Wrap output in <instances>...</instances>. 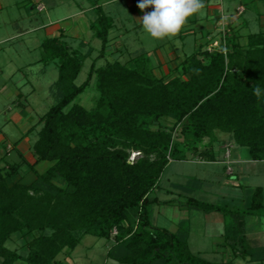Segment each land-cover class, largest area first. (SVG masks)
<instances>
[{"label":"trees","instance_id":"1","mask_svg":"<svg viewBox=\"0 0 264 264\" xmlns=\"http://www.w3.org/2000/svg\"><path fill=\"white\" fill-rule=\"evenodd\" d=\"M90 1L97 12L92 28L102 47L87 79L76 82L91 51L74 49L60 36L47 38L42 60L58 67L51 87L57 102L37 122L41 127L31 148L36 161L19 153L20 159L0 166V264H64L60 254L73 251L87 234L113 239L107 256L120 264H216L191 250L184 223L177 232L153 223V206L173 200L161 201L151 193L171 161L188 160L189 152L214 160L200 145L206 138L214 141L217 131L230 134L251 159L264 160V33L242 43L238 31L228 27L225 52L222 44L210 51L208 43L183 62L184 76L165 80L153 72L145 54L97 67L114 20L100 0ZM93 79L98 96L87 108L75 100ZM169 119L174 120L171 128L160 124ZM135 152L140 157L131 161ZM42 161L50 166L39 173L35 164ZM26 169L36 174L34 182H11ZM262 191L254 190L242 213L264 208ZM180 203L182 209L224 216L239 211L195 196ZM234 228L226 237L231 243L234 233L240 237L234 256L264 264V247H251L245 232L237 224ZM15 235L24 241L20 250L7 246Z\"/></svg>","mask_w":264,"mask_h":264},{"label":"rangeland","instance_id":"2","mask_svg":"<svg viewBox=\"0 0 264 264\" xmlns=\"http://www.w3.org/2000/svg\"><path fill=\"white\" fill-rule=\"evenodd\" d=\"M7 1L10 0H5V2ZM238 1L239 0H232L231 3L239 4ZM47 4L48 8L46 11L43 13H36L34 16L38 18L45 17L46 22L60 19L61 24L65 25V27L70 24V20L64 21V19H66L72 11H77L79 9L74 3H71V5H53L54 7L52 4H49V2H47ZM228 5L231 6L229 0L226 1V7H228ZM259 5L261 6L260 10L263 11L262 2L259 3ZM105 10L115 16L116 25L119 27L116 28L113 34L117 35L120 33V37L114 39L113 42L115 43L110 45L105 56L97 61L98 66H103L107 64L108 61H114L116 59H119L124 63L135 57L137 54L147 51V53H145L147 63H150L149 65L153 68V72L159 78L163 77L165 80H169L175 76H184L182 73L184 66L183 62L179 63V65L174 63L173 66L176 65L177 68L172 70L175 66H171L169 72L166 70V73L163 70L161 73V65H158L159 63L164 62L165 58L167 59V62L169 61L166 52H170L175 48L178 50L177 44L180 41V39L178 40V35L182 30L171 37L154 39L143 29L139 30L138 28H135V26H132V22L127 20V18L132 17V15L128 10L126 0H115L107 5ZM226 12L229 13L228 8H226ZM34 16L32 15L30 19L26 17L25 9L23 10L22 8H17L12 5L6 7L0 12V41L8 38L11 33L16 34L18 32L17 28L14 29L11 20L18 19V24H24L26 26L23 28L31 29V26H34V22L32 21V17ZM254 17L255 15L251 16L252 19H254ZM242 21L243 20L241 19L240 23H242ZM124 25L128 31L123 29ZM255 25L257 26V22L253 21V26ZM253 30L257 29L253 27ZM44 33L45 32L42 30H31L29 33H25L11 41L0 42V128H5L4 130L9 134L11 142L20 138L22 132L26 133L28 129L38 122L40 116L46 113L48 109L57 102V98L51 90V87L56 82L59 75L57 65L54 62L44 64L35 62L43 56V51L39 46L45 38ZM88 33V29H84L80 33V38L88 41V45L85 46L83 52L85 53L91 49L93 54L87 58L85 65L76 80L77 84H81L87 79L90 66L93 60L100 54L101 50V40L95 38L92 40V43L89 44L91 41L87 35ZM191 39H193V36ZM69 42L71 41L69 40ZM195 47L196 46H191L186 49L192 52L195 50ZM202 49L197 50V52L204 51V49ZM205 59L207 60V58ZM130 65L134 66V61H131ZM19 93L24 94L21 103L29 107L26 111L23 110L21 112L24 117L19 122H14L11 116L17 111L16 106L19 104L18 101H20V99H17L21 97V95L18 97ZM97 96L98 91L96 90L95 79H93L91 85L75 100V102L81 103L85 107L90 108L94 105ZM15 100L17 102H15ZM11 109L13 110L11 111ZM38 124L39 123L34 126V128L36 127L34 132H32L31 135H28L33 142L36 139L37 130L41 127V125L37 127ZM160 124L171 128L174 125V120L169 119L168 121H162ZM174 138L176 141L181 140L179 131H174ZM227 148H230L231 151L230 145L227 146ZM237 148V151L242 153V157L244 155L249 156V151L245 148H239L234 145L232 149L236 150ZM136 154L138 153L135 152L131 154V161L140 157L136 156ZM189 154H191L189 160L176 161L164 170L161 177L160 188L153 190L151 197H159L164 201L181 199L178 194L167 192V190H173V183L181 184L197 177L203 180L201 185L204 183L203 185H210L213 187L212 189H209L207 186L205 191L201 188H198L200 190L196 189L197 191L194 194H196L198 198H202V200L205 201H213L221 206H227L229 209H235L236 207L235 210L242 211L246 208L243 201L247 198L245 197L246 193L247 196L250 197L251 192L249 190L251 188L254 189L257 186L264 187V160L258 161L257 163L252 164L254 166L246 168L245 175L243 174L244 176H241L239 181H234L232 176L226 177L224 175V170L221 165L215 167L205 165L203 163L206 160L200 157L198 152H189ZM227 155L228 150L226 151V156ZM14 158L15 157H12L13 160ZM227 158H229V156H227ZM191 159L195 161H191ZM26 171L27 169L24 172L26 173ZM27 172L30 173L31 171L29 170ZM232 172L234 174L236 170H234L232 163H230L226 173L229 174ZM17 179L19 178L15 176L11 182L16 181ZM219 181L222 182L219 183ZM233 181L237 183L241 182L243 185L249 186L246 188V191H243V196H239L240 192L235 191V189L233 190L232 187H227V183H232ZM219 184L224 186V190L219 187ZM177 191L181 192L182 190ZM234 191L237 195L234 194ZM233 197H238L240 199L235 201L237 198L234 200ZM249 202H251V198H249ZM189 211V214L187 213L189 217L186 216L183 223L187 225L189 243L193 252L201 253L204 258L209 259L216 264H246V260L242 258H238L237 260L234 259L229 248H217L215 246V241H222L227 237V234H224L223 232L224 227L230 230V224L231 226H234V224H232L234 219H231L233 217L232 215L224 216L220 212H204L196 209H191ZM152 216L155 225L169 229H172L174 224L177 226L179 220L184 218L183 214H181L173 204L154 205ZM250 223H253L254 228V231H251L249 234L250 241H252L254 246L263 245L264 208L254 214V217L250 219ZM231 230L236 229L231 227ZM221 234L225 235V237H222ZM113 244V239L109 240L107 238L87 234L73 251L65 250L60 254L59 258L63 260L64 264H116L114 260L107 256L108 251ZM21 245H24V241L19 235L14 236V242L9 241L7 243V246L13 247L14 249L18 248L19 250L21 249ZM16 264L25 263L18 262Z\"/></svg>","mask_w":264,"mask_h":264},{"label":"crops","instance_id":"3","mask_svg":"<svg viewBox=\"0 0 264 264\" xmlns=\"http://www.w3.org/2000/svg\"><path fill=\"white\" fill-rule=\"evenodd\" d=\"M114 1L115 0H100V2H99V4L103 8L104 13L111 16L114 20L113 27L110 29V32H109V42H108L107 50H108V48H110L111 44L115 43V42H113L114 39H116L117 37H120V33H118L117 35L113 34L115 32L116 28L119 27V26L117 27V25H116L115 16L110 14L109 12H107L105 10V7ZM226 1L227 0H203V2H204L203 9H201L197 14H195L189 18L188 22L182 28V32L178 35V40L180 39V41L177 44L178 50L175 48L174 50H171L170 52H166V56H167L169 61L167 62V59L165 58L164 62H161L158 64L159 66L161 65L160 66V68H162V69H160L161 73H162V70L165 73H166V70H168V72H169V68L171 66H173L174 63H177L176 65H179V63L184 62L189 56H191L192 54L197 52V50L202 49V48L205 49L206 46L208 45V43H210L212 41V39L217 38L218 35L220 34V28H221V13L224 14V19H225V22L227 23V27H229V28L232 27L235 31H238V33L240 34V37H241L240 40L242 43L247 42L249 35L264 33V12H263L264 10L263 11L260 10L261 6L259 5V3L262 2V6L264 9V0H239L238 1L239 4H236V3L232 4L231 3L232 0H229L231 6L228 5V7H226ZM47 2H49V4H52V6L53 5L54 6L61 5V4L71 5V3H74V4H76V6L79 9L77 11H72L68 15V17L66 19H64V21L70 20L69 21L70 24L65 27V25L61 24L60 19L59 20L58 19L57 20H50V22H46L45 17L38 18V17L34 16L36 13H43L44 11L47 10V8H48ZM126 2H127L128 10L130 11V13L132 15V17L127 18V20L132 22V24H133L132 26H135V28H138L139 30L143 29L141 22H140V18L143 16L144 12L151 11L152 9L148 8V9H145L144 11H141L138 8V3L140 2V0H126ZM10 5L15 6L17 8H22L23 10L25 9L26 17H28L30 19H31V16L33 15L34 17H32V21L34 22V26H31V29L30 28H23L26 26L24 24L23 25L18 24L19 23L18 19L11 20V23L14 26V29L17 28L18 32L16 34L11 33L8 38L0 41L1 43L5 42V41L8 42V41H11L12 39L18 38L21 35H24L25 33H29L31 30H37V31L42 30L45 32L44 33L45 38L40 43L39 47L41 49H42L43 42L47 38L60 36L64 41H66L68 43V45L70 47H72L74 49H79L83 52L85 46L88 45L87 44L88 41L80 38L81 31H83L84 29L89 30V33L87 34L89 36L90 41H91V42H89V44L92 43L93 39H95V38L99 39V38L95 37L94 30L92 28V23L97 18V12H96L94 5H92V2L90 0H10L7 2H5V0H0V12L3 11L6 7H9ZM226 8H228L229 13L226 12ZM240 10H242V14L237 15L238 11H240ZM252 15H255L254 19L251 18ZM47 18H49V17H47ZM241 19L243 20L242 23H240ZM253 21L257 22V26L256 25L253 26ZM35 23H36V25H35ZM7 24H9V23H7ZM253 27H255V29H257V30H253ZM123 29L127 30L125 25H124ZM192 36H193V39H191ZM69 40L71 42H69ZM191 40H193V41H191ZM191 42H192V45H191ZM191 46H196L195 50L192 52H190V50L186 49V48L191 47ZM101 47H102V45H101ZM107 50H106V52H107ZM42 51H43V49H42ZM88 51H91V49ZM88 51H86V52H88ZM116 51H119V50H116ZM106 52H105V54H106ZM145 53H147V51H144L140 54H137L132 59L136 58L139 55L145 54ZM92 54L93 53L90 52V56H92ZM105 54L103 55V57L105 56ZM42 58H43V56H42ZM42 58H39L35 62L36 63H43V64L46 63L42 60ZM98 60L99 59H97V61ZM97 61H96V63H97ZM115 61L122 62L121 60L116 59L114 61H108L107 64L115 62ZM107 64H105V65H107ZM176 65H174L175 67L173 66L174 68L172 70H175L177 68ZM97 67H98V65H97ZM1 72H3V71H1ZM20 95H21V97H20ZM23 96H24L23 93L18 94V97H20V98H18L17 100L20 99V101H18L19 104H17V106H16L17 111L15 113H13V115L11 116V118L14 120V122H19L24 117V115L21 112L23 110L26 111V109L29 107V106L27 107V105H26V108H23L21 106V104H23V103H21V99L24 98ZM15 102H17V101L15 100ZM12 110L13 109H11V111ZM4 129H5L4 127L2 129L0 128V138H1L0 139L1 140L0 141V152H1L0 166H4L6 164V160L9 161L12 159V157H15L14 160L12 159V161H16V160L20 159L19 153L24 154L25 157L28 159V161L34 164L36 159L33 156L32 151H31L32 150L31 149L32 144H33L32 139H30L31 137H29V136L23 137V133H25V132H22V135L19 138V139H21V141L15 147L13 145L14 141L11 142L9 134ZM16 140H18V139H16ZM5 145H6V148H5ZM229 145L231 147V151H230L231 153H230L229 158H227L226 151H227V146H229ZM234 145L236 147H238L234 143L233 138L230 134L223 133L221 131H217L216 138L214 139V141H212L209 138H206L202 142V144L200 145V148L202 149V151L207 149V152H208L207 156H209V157L213 156L214 157V160H212V161L206 160V161H204L203 164L208 165V166H213V167L221 165L223 170H224V175L226 177L232 176L234 181H239V179H241V176L245 175L246 168H248L250 166H254L252 164L257 163L258 161L251 159L250 156L244 155L242 157L241 156L242 153H239L237 151L238 148L236 150L232 149L234 147ZM5 151L7 152V155H5ZM190 156H191V154H189L188 158H190ZM176 161H187V160H173L168 164L167 168L169 166H171V164H173ZM191 161H195V160L191 159ZM230 163H232L234 170H236V172H234V174H233V172L229 173V174L226 173L227 168H228ZM49 166H50L49 162L42 161V162L35 164V169L37 170V172L43 173ZM27 171H29V169H27ZM27 171H26V173L25 172L23 173L22 177L21 176H16V177H18L23 183L31 184L32 182L35 181L37 176L34 173V171L30 170L31 171L30 173H28ZM19 179H17V180H19ZM234 181L232 183H227V185H228L227 187L228 188L232 187L233 190L235 189V191L240 192L239 196H243L242 195L243 191H246L247 190L246 188L249 186H245L241 182L237 183ZM160 182H161V180H160ZM160 182H159V185L155 189L160 188V184H161ZM201 182H203L202 179L195 177V178H192L185 183H181V184L173 183L172 184L173 190H167V192H170V193L172 192V193L178 194V196L181 198V199H173V203H171V204H173L174 207L177 208L181 214H183L184 218H181L179 220L177 226H176V224H174V226H172L173 227L172 229H169L166 227H164V228H166L172 232H177L181 226V223H183L185 217L188 216V214L190 212L189 209H182L180 207V205H181L180 202L184 201L186 196H195L198 198V196L196 194H194V193H196L197 190H200L198 188L203 189V191H205L207 189L206 188L207 186L209 189L213 188L210 185H203L204 183L201 185ZM221 182L222 181H219V183H221ZM188 183H193V186L191 185L189 188ZM219 187L222 188V190H224V186L222 184H219ZM257 187H262V186H257ZM256 188H254V189L251 188L249 190L251 192V196L253 195V192ZM262 188H263L262 195H263V200H264V187H262ZM177 190H182V191L180 192ZM235 191H234V194H236ZM251 196L248 197L247 193H246L245 197H247V198L245 200H243L246 207L248 206V204H250L249 198L252 199ZM236 198H237V200H235ZM199 199H202V198H199ZM233 199L235 201H238V199H240V198L233 197ZM160 200L164 201L163 199H160ZM165 201H167V200H165ZM208 202L215 203L213 201H208ZM158 204L163 205L164 203H158ZM235 209H236V207H235ZM235 209H232V210H235ZM232 216H233L232 219H234L233 220L234 226L237 224L240 227V230L245 232L246 237H247L251 247H253V248L264 247V244L260 245V246H256V245L254 246L252 244V241H250L251 239L249 237V234L251 231H254L253 223H250V219L254 217V214H244L240 210L237 213L232 214ZM234 226H231V224H230V230H228V228L224 227V230H223L224 234L225 233L227 234V231L236 232L237 230H231V227L234 228ZM234 229H236V228H234ZM221 235H222V237L223 236L225 237V235H223V234H221ZM239 238L240 237L236 236L234 233V235H232V239H233L232 243L226 242V239L224 238V240H222V241H215L216 242L215 246L217 248H221V247L229 248L230 253L233 254V258L237 260L238 258L236 256H234V253H235V248L240 246V242L237 243V240H239ZM195 253H197V252H195ZM199 254H201V253H199ZM112 260H114V259H112ZM114 261L116 264H120L116 260H114ZM245 263L248 264L246 261H245Z\"/></svg>","mask_w":264,"mask_h":264},{"label":"clouds","instance_id":"4","mask_svg":"<svg viewBox=\"0 0 264 264\" xmlns=\"http://www.w3.org/2000/svg\"><path fill=\"white\" fill-rule=\"evenodd\" d=\"M204 7L203 0H140L138 8L144 12L140 18L143 30L154 39H164L179 33L189 18ZM254 94L259 96L256 87Z\"/></svg>","mask_w":264,"mask_h":264},{"label":"built area","instance_id":"5","mask_svg":"<svg viewBox=\"0 0 264 264\" xmlns=\"http://www.w3.org/2000/svg\"><path fill=\"white\" fill-rule=\"evenodd\" d=\"M242 14V10L238 11V14L237 15H241ZM230 29L227 27V23L225 22V19H224V14L221 13V28H220V34L218 35L217 38L213 39L209 45H208V49L210 51L212 50H215V49H221V44L224 46V52L226 51L225 50V44H226V32L229 31ZM228 150V155L227 156H230V148H227ZM113 234H117V229H114V232Z\"/></svg>","mask_w":264,"mask_h":264},{"label":"bare ground","instance_id":"6","mask_svg":"<svg viewBox=\"0 0 264 264\" xmlns=\"http://www.w3.org/2000/svg\"><path fill=\"white\" fill-rule=\"evenodd\" d=\"M137 155V154H136Z\"/></svg>","mask_w":264,"mask_h":264}]
</instances>
